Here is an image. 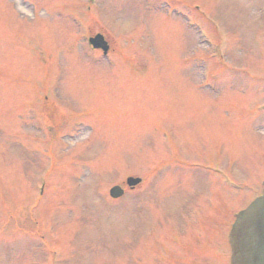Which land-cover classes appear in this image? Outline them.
<instances>
[{"label": "rangeland", "instance_id": "rangeland-1", "mask_svg": "<svg viewBox=\"0 0 264 264\" xmlns=\"http://www.w3.org/2000/svg\"><path fill=\"white\" fill-rule=\"evenodd\" d=\"M90 3L0 0V264H229L217 215L264 180V0Z\"/></svg>", "mask_w": 264, "mask_h": 264}, {"label": "water", "instance_id": "water-1", "mask_svg": "<svg viewBox=\"0 0 264 264\" xmlns=\"http://www.w3.org/2000/svg\"><path fill=\"white\" fill-rule=\"evenodd\" d=\"M100 38H97L98 43ZM140 179L130 177L134 185ZM111 194L118 197L123 189L115 186ZM231 264H264V191L246 209L242 210L230 232Z\"/></svg>", "mask_w": 264, "mask_h": 264}]
</instances>
